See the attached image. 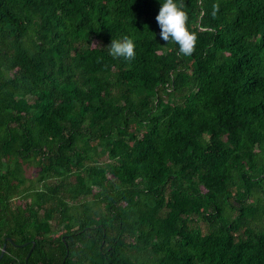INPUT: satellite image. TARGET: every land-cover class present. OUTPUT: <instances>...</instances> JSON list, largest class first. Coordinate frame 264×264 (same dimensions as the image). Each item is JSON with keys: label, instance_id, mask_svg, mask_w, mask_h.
<instances>
[{"label": "trees", "instance_id": "1", "mask_svg": "<svg viewBox=\"0 0 264 264\" xmlns=\"http://www.w3.org/2000/svg\"><path fill=\"white\" fill-rule=\"evenodd\" d=\"M174 2L0 0V264H264V0Z\"/></svg>", "mask_w": 264, "mask_h": 264}, {"label": "clouds", "instance_id": "2", "mask_svg": "<svg viewBox=\"0 0 264 264\" xmlns=\"http://www.w3.org/2000/svg\"><path fill=\"white\" fill-rule=\"evenodd\" d=\"M174 0H163L156 21L160 26V38L179 45V54L183 56L192 55L196 43V34L189 31L187 27L188 17ZM108 54L114 59L123 58L126 61L135 59V43L132 38L125 36L122 39H112L107 46Z\"/></svg>", "mask_w": 264, "mask_h": 264}, {"label": "rangeland", "instance_id": "3", "mask_svg": "<svg viewBox=\"0 0 264 264\" xmlns=\"http://www.w3.org/2000/svg\"><path fill=\"white\" fill-rule=\"evenodd\" d=\"M26 172L29 173L30 177L34 178V169L32 166L26 168ZM91 211L95 214H99L101 212L100 205L94 203L91 208Z\"/></svg>", "mask_w": 264, "mask_h": 264}, {"label": "water", "instance_id": "4", "mask_svg": "<svg viewBox=\"0 0 264 264\" xmlns=\"http://www.w3.org/2000/svg\"><path fill=\"white\" fill-rule=\"evenodd\" d=\"M15 244V243H14ZM16 245V244H15ZM5 243L2 244L1 249H0V257L3 255L4 251H5Z\"/></svg>", "mask_w": 264, "mask_h": 264}]
</instances>
